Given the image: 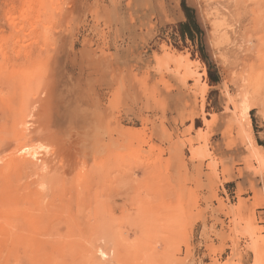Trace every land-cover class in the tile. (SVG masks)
I'll use <instances>...</instances> for the list:
<instances>
[{
	"label": "rangeland",
	"instance_id": "obj_1",
	"mask_svg": "<svg viewBox=\"0 0 264 264\" xmlns=\"http://www.w3.org/2000/svg\"><path fill=\"white\" fill-rule=\"evenodd\" d=\"M185 2L0 0V264H264V0Z\"/></svg>",
	"mask_w": 264,
	"mask_h": 264
},
{
	"label": "trees",
	"instance_id": "obj_2",
	"mask_svg": "<svg viewBox=\"0 0 264 264\" xmlns=\"http://www.w3.org/2000/svg\"><path fill=\"white\" fill-rule=\"evenodd\" d=\"M182 5H183V8H184V10L186 11V15H187V17H189L190 19H191V16L189 15V8L187 7V5H186V2H185V0H182ZM191 20H193V19H191ZM191 22H193V21H186V22H180L179 23V25L182 27V32H183V35H185V28L190 32V34H191ZM196 26V25H195ZM212 73V71L210 70V77L212 78V80H211V82L212 83H215V82H217L218 81V77H216V78H214L213 77V75L211 74Z\"/></svg>",
	"mask_w": 264,
	"mask_h": 264
}]
</instances>
